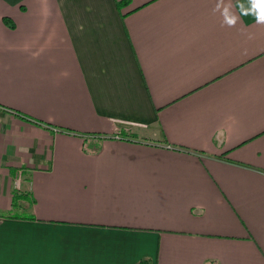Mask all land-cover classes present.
Here are the masks:
<instances>
[{"label": "crops", "instance_id": "0c3cea01", "mask_svg": "<svg viewBox=\"0 0 264 264\" xmlns=\"http://www.w3.org/2000/svg\"><path fill=\"white\" fill-rule=\"evenodd\" d=\"M118 1L0 0V264H264V24Z\"/></svg>", "mask_w": 264, "mask_h": 264}, {"label": "clouds", "instance_id": "9594fccd", "mask_svg": "<svg viewBox=\"0 0 264 264\" xmlns=\"http://www.w3.org/2000/svg\"><path fill=\"white\" fill-rule=\"evenodd\" d=\"M250 7H245L243 4L240 5L241 14L243 15H254L258 24H264V0H249ZM222 8V16L224 22L233 26L237 22L238 17L232 13L231 5H224L223 0L217 5V10Z\"/></svg>", "mask_w": 264, "mask_h": 264}, {"label": "trees", "instance_id": "16d2710c", "mask_svg": "<svg viewBox=\"0 0 264 264\" xmlns=\"http://www.w3.org/2000/svg\"><path fill=\"white\" fill-rule=\"evenodd\" d=\"M7 1H10L13 3H18L21 0H7ZM117 3H118V6H123V5L130 4V1L129 0H121V1H118ZM5 22L9 25V27H14V23L10 18L6 17Z\"/></svg>", "mask_w": 264, "mask_h": 264}, {"label": "built area", "instance_id": "2783aa9c", "mask_svg": "<svg viewBox=\"0 0 264 264\" xmlns=\"http://www.w3.org/2000/svg\"><path fill=\"white\" fill-rule=\"evenodd\" d=\"M118 134H120V132ZM16 182H17V186H18V188L20 190L21 189V184L23 182V172L20 171V170L17 173Z\"/></svg>", "mask_w": 264, "mask_h": 264}, {"label": "rangeland", "instance_id": "374dc122", "mask_svg": "<svg viewBox=\"0 0 264 264\" xmlns=\"http://www.w3.org/2000/svg\"><path fill=\"white\" fill-rule=\"evenodd\" d=\"M23 183H24V180H23V182H22V186H23ZM25 188V187H24Z\"/></svg>", "mask_w": 264, "mask_h": 264}]
</instances>
